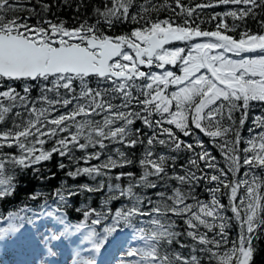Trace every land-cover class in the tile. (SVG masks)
I'll return each mask as SVG.
<instances>
[{"label":"snow or ice","instance_id":"snow-or-ice-1","mask_svg":"<svg viewBox=\"0 0 264 264\" xmlns=\"http://www.w3.org/2000/svg\"><path fill=\"white\" fill-rule=\"evenodd\" d=\"M18 3L0 0V82L45 83L35 99L28 83L22 93L11 83H0V125L12 121L10 127H0V200L17 192L15 177L6 173H37L38 166L54 155L69 163L77 161L68 177L95 179L132 163L126 152L117 149L116 158L109 155L100 164H89L101 158L109 143L133 149L146 140L147 149L139 161L142 175L121 172L115 177L119 181L127 175L134 183L123 188L118 183L107 185L110 192L118 193L109 199L126 197L128 205L114 212L78 208L83 219L70 226L63 214L68 198L100 191L105 184H81L75 189L64 185L52 194L55 207L45 201L38 209L25 206L0 215V246L10 242L22 251H35L39 234L47 255L55 256L50 242L71 235L74 227L81 234V245L89 246L74 250V264H99L95 255L109 245L124 249L123 225L131 230V239L142 244L124 250L116 264H252L253 241L264 231V114L252 118L248 132L260 131L247 140L240 129L249 119L252 103H264V30L253 32L245 26L239 38L229 33L236 31L237 22L255 19L257 10H264V0H208L195 6L175 0V7L165 0L161 7L183 15L182 24L172 18H151L148 14L159 9L150 8V0L140 5L139 12H130L135 0H110V7L97 9L109 28L114 21L129 18L141 25L115 36L101 32L99 21L72 28L50 19L30 24L9 15L18 10ZM218 5L242 7L213 14V30L202 29L192 19L199 10ZM42 10L47 13L50 5L43 3ZM229 17L231 25L226 22ZM259 24L264 29V18ZM173 42L186 47H168ZM169 65L178 66L179 74ZM91 77L97 79L96 87L89 85ZM137 121L151 134L133 130ZM196 133L219 149L224 166ZM49 141L53 144L47 149ZM155 145L169 153L186 151L191 157L187 168L181 165L184 174L167 177L178 185L171 194L157 193L159 201L147 199L145 209L146 198L134 188H156L150 178L163 180L169 159H176L154 153ZM81 160L88 166H80ZM201 182L208 185L206 200L195 195ZM41 195L37 192L29 199L36 201ZM172 217L185 227L177 230ZM46 221L52 226L45 227ZM56 225L64 227L57 230ZM233 227L238 228L236 239L230 238ZM184 237L191 243L183 242ZM174 244L187 252L170 250ZM83 251L89 256L83 257Z\"/></svg>","mask_w":264,"mask_h":264},{"label":"trees","instance_id":"trees-1","mask_svg":"<svg viewBox=\"0 0 264 264\" xmlns=\"http://www.w3.org/2000/svg\"><path fill=\"white\" fill-rule=\"evenodd\" d=\"M10 2L16 3L17 0H10ZM145 0H135L134 6L130 9V12H139L140 5L143 4ZM165 0H150L149 7L155 6L158 8V11H151L148 15L151 16L153 19H165V18H172L177 23L182 24L185 17L175 16L171 9L161 7ZM208 2V0H182V3L186 6H195L197 3ZM48 3L50 5V10L45 13L42 10V4ZM167 3L171 4L175 7V0H167ZM110 7L111 3L110 0H19L18 3V10L14 13H9V15H15L21 18V20L27 19L30 24H35L37 21L43 19H50L53 22L63 21L66 27L72 28L78 26L82 22H87L88 24H97L98 28L101 32L107 35H120V34H128L134 27L141 26L136 22L132 21L130 18L127 21H114L113 26L111 28L108 27L106 23H104L103 19L98 17L97 9L103 11L105 7ZM235 7H242L241 6H233V5H218L213 8L199 10L197 15L193 17L195 23L200 24L202 29L205 30H213L215 28L216 21H210V17L215 13H223ZM177 11H179L177 9ZM258 15L255 19L249 17L246 18L244 22H237L239 25L235 32H231L229 34L233 35L235 38H239V33L244 30L245 26L252 30L253 32H260L264 29H261L259 20L264 18V10H257ZM227 23L230 25L233 23L232 18L229 17L226 20ZM172 45V44H171ZM185 45L183 42H175L173 46L180 47ZM4 84L11 83L13 86L17 88V91L22 93V88L24 83H28L32 85V92L31 97L35 99L40 94V84L44 83L42 81H15V82H0ZM98 81L95 77H91L89 79V85L91 87H96ZM77 88L79 87V82H76ZM264 114V103H257L253 102L252 106L249 110V119L246 121V125L240 129L241 135L244 140L250 138L251 135L255 134V132L260 131V129H254L253 133L248 132V128H252V118L256 115ZM237 119L239 117V113L235 114ZM99 119V117H97ZM11 118H9L5 124L0 125V127H10L11 126ZM133 130L135 128H140L142 132L150 135L151 131L143 126V124L137 121L133 126ZM195 132V130H194ZM200 135V138L205 141V146L212 151V154L217 157V162L224 166L223 157L220 154L218 148H216L213 144L208 143V138L204 137L202 134L196 133ZM182 139L191 140L192 138H185L181 137ZM53 142L49 141L48 144L45 145L47 149L52 147ZM246 146L242 142V147ZM119 149L120 151H124L127 154L128 159L132 161L131 164L126 165L123 168H116L112 169L109 172V176L107 177H96L95 179L88 177V176H80L76 178L68 177L66 173L69 170L74 169V165L77 161H73L69 163L67 158H61L58 155H54L53 159L44 162L39 167V172L33 173L32 171H12L6 173L8 175H12L15 177L14 183L17 187V192L12 197H9L4 200H0V215H7L8 212L16 211L22 207H28L31 209H38L40 205L47 202L48 205L56 206V202L54 196L52 195L57 188L61 186L67 185L75 189L78 185L81 184H89L92 187H97L101 181L104 182L105 187L100 189V191L94 192H79L74 197L68 198L67 206L63 208V212L68 216V218L72 221L74 225L79 223L83 219L82 211L78 212V208H95L98 212H107L110 208L113 212L116 208H121L130 203L129 199L126 197H120L118 199H109L112 195H118V193L110 192L107 185L111 184H120L121 187H126L129 183H134L132 179H130L127 175L121 177L119 181L115 179L116 175L121 172L128 173L131 172L137 178L143 174V168L140 166L139 161L144 157V153L147 149L146 140L144 144H138L133 149H127L123 145L118 143H109L108 147L103 150L101 158L99 160H92L89 164H100L102 163L107 156L112 155L114 158L117 156L116 150ZM4 151H15L9 149H3ZM99 150L98 147L96 149H90V151ZM154 153L160 154L164 153L169 156H175L176 159L173 162L171 159L168 161L167 167V176L163 180H159L155 177H151L150 179L156 183V188H134V191L137 194L144 196L145 203L144 207L147 209V199H152L153 202L159 201V197L157 193L163 192L166 195L171 194V190L173 187L178 186L177 182L174 180H170L167 177L174 175L176 173L184 174V169L181 168L183 164L185 168H187V161L191 157V153L186 151L182 152H173L169 153L166 148H163L160 145H155L151 149ZM76 156H81L82 153L76 152L74 153ZM59 163H64L66 167L61 169L58 167ZM80 166H88L83 163V161H79ZM202 166V165H201ZM242 174V173H241ZM110 177V179H109ZM208 185L204 184L203 182L195 190V195L199 199H208V192L206 188ZM41 193V197L38 198L36 201H32L29 199V196L34 193ZM189 203L193 201L189 200ZM222 202L227 204V198L222 197ZM229 215L231 213L229 212ZM144 219H148L145 217ZM172 219L177 220V224L179 228L177 230H182L185 225L183 221L172 217ZM127 229L123 225H121V230ZM99 230V226H98ZM130 230V229H129ZM238 233V228L233 227L230 230V238L236 239ZM183 242L190 244L191 241L189 238L184 237L182 238ZM254 247V256L252 264H264V231H261L257 234V238L253 241ZM170 250L176 251H183L187 252V250H183L179 248V245H173ZM207 264V261H205Z\"/></svg>","mask_w":264,"mask_h":264},{"label":"rangeland","instance_id":"rangeland-1","mask_svg":"<svg viewBox=\"0 0 264 264\" xmlns=\"http://www.w3.org/2000/svg\"><path fill=\"white\" fill-rule=\"evenodd\" d=\"M153 70L155 71L156 69ZM177 71L179 74V67ZM66 223L70 225L68 222ZM51 226L52 224L50 221L45 222V227ZM63 227V225H56L57 230H62ZM43 231H45V228H41V232ZM71 231L72 234L64 237L61 241L50 242L49 246H52L53 251L57 253L55 256L47 255L46 247L39 234L37 235L38 246L35 251H22L14 244L10 242L6 243L0 246V264H74L76 259L74 257V250L77 249L78 246L84 249H87L89 246L87 244L81 245V234L75 232L74 228H72ZM121 239L126 241L123 250L109 245L102 254L95 255L94 258L99 261V264L103 263V260H101L102 257L109 259V263L106 264H116L117 259L123 255L124 250H127L129 247H138L140 245V242L131 239V234L122 233ZM81 255L83 257H88L89 253L83 251Z\"/></svg>","mask_w":264,"mask_h":264}]
</instances>
